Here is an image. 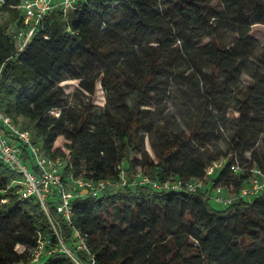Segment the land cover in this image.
Wrapping results in <instances>:
<instances>
[{"label": "trees", "instance_id": "obj_1", "mask_svg": "<svg viewBox=\"0 0 264 264\" xmlns=\"http://www.w3.org/2000/svg\"><path fill=\"white\" fill-rule=\"evenodd\" d=\"M22 1L0 0V13L8 15L0 23V108L49 157L68 158L64 174L116 179L125 163L130 175L205 180V168L226 157L211 186L237 194L248 169L264 167V149L254 150L264 134L255 117L264 113V44L250 34L252 25L264 24V0H77L71 9L48 11L17 51L12 32ZM211 19L203 43L197 34ZM182 59L189 72L178 82L174 69ZM110 67L131 84L115 112L91 99L79 115L64 108L62 81L77 79L93 95L100 79L109 93L102 74ZM242 75L252 84L243 87ZM173 82L179 97L165 98L184 128L170 106L142 107L149 106L146 97L161 102ZM231 122L235 131L222 154L218 134ZM153 132L161 144L151 143L155 159L145 149ZM234 161L242 171L229 170ZM13 178L0 163V264H75L58 249L30 260L38 239L46 241L45 251L58 248L73 227L87 235L96 264H264V192L215 209L203 191L124 187L74 198L68 224L51 202L46 213L34 198L20 200ZM17 244L24 250L16 252Z\"/></svg>", "mask_w": 264, "mask_h": 264}, {"label": "built area", "instance_id": "obj_2", "mask_svg": "<svg viewBox=\"0 0 264 264\" xmlns=\"http://www.w3.org/2000/svg\"><path fill=\"white\" fill-rule=\"evenodd\" d=\"M75 2L77 0H23L19 5L21 23L17 28H13L12 32L17 51H21L36 34L48 11L55 7L71 9ZM24 155L29 159L25 160ZM29 160L31 166L28 164ZM227 162L226 157H221L210 163L205 168V180L178 176H169L161 180L144 171H136L130 175L125 163L118 166L116 179L75 176L72 172L64 174V165L70 163L68 158L49 157L39 144L32 141L31 131L20 127L0 108V163L13 173L11 184L17 187L19 199L34 198L46 213L48 203L51 202L68 224H71L73 215L71 202L74 198L100 196L109 190L124 187L146 186L153 191H203L220 207L228 206L238 198L250 200L264 192V167L261 166H252L248 169L246 183L237 194L221 185L210 187L209 178L212 179ZM229 170L238 173L242 168L234 161L229 164ZM45 243V240L38 239V244L31 253V262H37L42 255L58 249L67 254L75 264H96V257L91 251L87 235L77 228L73 227L69 242H64L59 237L58 248L45 251Z\"/></svg>", "mask_w": 264, "mask_h": 264}, {"label": "rangeland", "instance_id": "obj_3", "mask_svg": "<svg viewBox=\"0 0 264 264\" xmlns=\"http://www.w3.org/2000/svg\"><path fill=\"white\" fill-rule=\"evenodd\" d=\"M213 6H219L218 3L213 2ZM207 17L204 16V19H206ZM8 20V15L7 13H0V23H5ZM208 24H203L202 27L199 29L198 34L200 35L199 38L200 40H202V42H206L209 41L210 37L206 36V33H208L210 31V29H208V25L209 23L212 22L211 20H208ZM114 25H117V22L114 21L113 22ZM13 25L10 24V28H12ZM250 34L251 36L254 38V40L256 41V43L258 45L264 44V24H254L250 27ZM231 35V34H230ZM229 35H225V37H228ZM117 39V38H116ZM153 46L155 48V39L152 40ZM193 44V42H191ZM138 55H141V57L144 60L143 63L146 62L147 57L144 55V53L139 50L138 51ZM119 71L120 70H116L115 67H110V70L107 74H102V76H104L105 79V84L109 89V93H107L106 91H104L102 89L101 86V81L100 79L96 81L95 83V93L93 95H89L87 92L81 90L80 86H79V80L77 79H67L64 80L60 83V87L62 89V91L65 93L64 96V100H63V106L65 109H67L69 112L74 113V114H81L83 112V110L85 109V105L87 103L88 99L92 100V103L95 107L98 108H102V107H107V109L111 110L112 112H115V110L113 109V106L115 105V103H117L118 101H121L124 97L129 96V92H130V83L129 82H125L123 80H121V78L119 77ZM131 72V71H128ZM189 72V70H187L186 68V63L185 60L182 59L179 63V65L174 69V74L176 77V80L178 82H184V77L185 75ZM240 81L243 87H246L248 85L252 84V81L249 79L248 76L246 75H242L240 77ZM130 84V85H129ZM179 93L180 90L178 89V86L175 85V83L173 82V84L170 86V88L168 90H166L165 94H164V99H162L161 102H156V100L154 98H150V97H146L145 98V104H148L149 106H142V107H149L151 109L154 108H158L161 107L162 105H166V106H170L169 110H171V112L173 113L172 119H174V121H176L177 126L184 128V125L182 123V121L180 120V118H178L175 113L174 110L171 106V104L169 103V98H165V95H176V97H179ZM58 114L57 110H54L53 113H51V115H56ZM228 115L231 117H237L238 114L234 113L232 111L228 112ZM262 116H264V113H258L255 117L258 120H261L262 122H264V119H262ZM21 121V119H20ZM169 127L173 128V124L170 123ZM227 128H223L220 130V134H218V147L221 149L222 154L224 153V151L229 147V140H230V136L232 134H234L235 131V126H234V122H231L230 124H227L226 126ZM151 143L153 145H155L156 147L161 146L160 144V139L159 136L157 135L156 132H153L151 135H149V139L148 137L145 138V149L148 152V154L155 159L152 147H151ZM264 149V134H261L259 136V140L257 142V144L254 147V150L256 151L257 155L260 153V150ZM246 156H249V153H246ZM212 185V179L209 178V186L211 187ZM247 200V199H246ZM209 205L212 208H220V206L218 204H216L213 200L209 199ZM194 244V242H193ZM15 251L16 252H21L24 250V246L17 244L15 246Z\"/></svg>", "mask_w": 264, "mask_h": 264}]
</instances>
